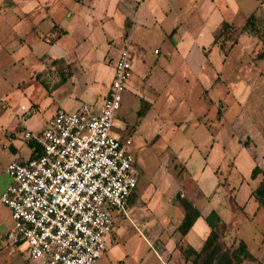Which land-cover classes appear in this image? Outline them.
Returning <instances> with one entry per match:
<instances>
[{
  "label": "rangeland",
  "instance_id": "obj_1",
  "mask_svg": "<svg viewBox=\"0 0 264 264\" xmlns=\"http://www.w3.org/2000/svg\"><path fill=\"white\" fill-rule=\"evenodd\" d=\"M34 1L49 7L44 11L33 7L31 0H0V12L15 3L18 13V19L10 16L0 25V105H5L0 109V264H40L27 257L24 245L11 250L1 238L12 224L1 202L10 182L5 168L14 157L27 155L24 147L16 155L4 148L3 132L26 119L35 132L58 107L72 112L87 104L96 112L114 76L122 33L134 27L138 3H147L161 22L138 34L148 49L139 51L144 59L135 64L110 131L132 141L136 186L126 214L111 211L106 250L93 264H237L228 249L239 239L247 246L239 264H264V208L249 196L261 178L258 174L252 179L251 169L257 165L264 171V31L253 36L240 30L251 12L264 30V3L235 0L240 6L232 20L238 42L225 56L216 45L209 52L212 67L224 75L225 87L218 82L199 99L191 83L186 86L174 78L168 86L172 97L167 99L148 87V80L157 83L162 78L155 71L159 63L155 59L162 56L153 54L152 48L161 45L164 29L185 19L190 2L180 0L178 9L165 0ZM228 10L234 12V2ZM192 26L186 21L177 32H193ZM58 52L72 64L61 67V62H52ZM38 60L46 62L41 72ZM60 67L72 76L61 87H52L60 79ZM188 87L192 90L184 98ZM219 98L224 99L220 104ZM190 187L193 197L186 195L185 188ZM178 196L200 212L184 236L176 228L184 213ZM211 209L224 224L208 247L204 217ZM185 246L191 247L188 257L182 251Z\"/></svg>",
  "mask_w": 264,
  "mask_h": 264
},
{
  "label": "built area",
  "instance_id": "obj_2",
  "mask_svg": "<svg viewBox=\"0 0 264 264\" xmlns=\"http://www.w3.org/2000/svg\"><path fill=\"white\" fill-rule=\"evenodd\" d=\"M130 71L127 40L96 112L87 104L72 112L56 108L41 131L24 133L39 154L6 165L10 183L1 202L12 220L6 241L13 249L24 245L29 259L93 264L106 250L111 211L126 214L136 186L135 155L129 138L110 131Z\"/></svg>",
  "mask_w": 264,
  "mask_h": 264
},
{
  "label": "crops",
  "instance_id": "obj_3",
  "mask_svg": "<svg viewBox=\"0 0 264 264\" xmlns=\"http://www.w3.org/2000/svg\"><path fill=\"white\" fill-rule=\"evenodd\" d=\"M73 1L79 2V0H73ZM165 1L167 2L168 5H177L178 9L181 7V4H179L180 0H165ZM182 1H186L188 3L190 2L189 3L191 4L190 10L189 12H186L185 19H182L181 21H179L177 25L172 26L170 29L169 28L164 29L163 32L160 33L159 37L163 44L161 43V45L154 46L152 48V53L162 56V58L160 57L158 59L157 58L155 59V63L159 62L156 65V70H155L157 71L156 74L159 77L161 76L162 78L161 80L157 78L156 79L157 83H153L148 80L149 82L148 87L151 90H154L157 95H160V94L165 95V97H167L168 99L172 97V90L170 91L168 86L170 85L171 87V83L173 79L175 78V80L177 81L178 80L181 82L182 80L185 81L186 86H189V84L191 83L190 85H193V88L197 89L196 96L200 99L204 97L205 94H207L214 86H216L218 82H223V83L225 82L224 75L222 74V72L217 71L216 69L212 67L211 65L212 63L210 59L208 58L209 57L208 55H209V52L214 47V44L212 43V41H213L214 35L218 32L221 24L223 22H229L233 24L232 20L236 18V15L239 13L240 6L236 3L235 0H182ZM31 2L34 5L33 7L39 6L40 8H43L44 11L48 9L49 7V5H46V2H43L44 5H40V1L31 0ZM148 2L150 3L151 0H148ZM232 2H234V5H235L234 12L228 10ZM259 3L263 4L264 1L259 0ZM26 4L28 7H30V1L27 2ZM14 7H15V3H11L8 9L0 12V25L1 23L7 22V20H9L8 17L10 16L18 19L17 11L13 10ZM164 13L167 16V12L164 11ZM132 20L134 23V27L132 28V30H129L130 29L129 28L127 30L126 35L124 34L126 30L122 33V36H123L122 48L124 47L125 42L128 40L130 57H131V71L125 83V88H127V82L128 84L132 83V78H133L132 73H133V69L135 67L137 60L140 59L143 61L144 59L143 54H141V52L139 51H143V53L144 52L146 53L148 49V44L143 41L145 39L139 40L138 34H140L141 30L147 29L151 25L154 26L156 23L159 22L156 16L150 10V7L148 6L147 3H144V4L141 3L140 5L139 3L137 4ZM186 21L188 23H190L191 21L192 25H194L192 26L193 32L185 31L182 34H179L177 32L179 29V26H181L182 23L183 24L186 23ZM56 23L57 22H54L53 24L54 27L55 25H57ZM196 23H197V26H196ZM62 31L67 32L66 29H63ZM27 47L30 48L29 46ZM119 52L117 53L116 57L118 56ZM57 55H58L57 57L52 58V61L56 59L57 61L61 62L60 64L61 67L62 66L68 67V65L72 64L71 63L72 60H69V59L67 60L65 56L61 55V52H58ZM38 61L42 62L39 68V71L41 72L42 70L45 69L46 62L41 61V60H38ZM61 67L58 70L59 72L63 71ZM68 71H69V76L66 77L65 80L61 83L59 79L58 83H56L52 87L54 86L61 87L63 84H65L68 78L72 76L69 69ZM148 75L149 74L146 75V78L148 77ZM218 75L220 79H217ZM223 85L224 87L226 86L225 83ZM191 90H192L191 87H188L186 89V91L184 92V98L187 97V94ZM223 100H224L223 98H219L218 103L219 104L222 103ZM0 101H2L1 98H0ZM21 107L23 106L22 105L20 106L21 110H25L24 107L23 108ZM4 108H5V105L1 103L0 109L4 110ZM27 121L28 119L22 120L19 124L16 123L14 126H12L9 132H7V130L3 132V137L7 140L6 143L2 144L4 148H6L10 152L15 153V155L17 153L20 154V151L23 147L27 151L26 156H21V158L17 156V157H14L10 161H13V160L21 161V162L26 161L28 158H30L32 153L34 152L36 153L38 151L37 143L33 139H29L24 136V133L26 131L32 132V130H30V128L26 126ZM46 122H47V119L45 120L41 128H39L35 132L33 131L32 133L41 131L44 128ZM175 123L178 124L179 122H175ZM182 123L178 125H181ZM175 129H180V128L177 127ZM131 147L133 149L132 141H131ZM187 183L189 184V182ZM196 185L199 188V184H196ZM185 190H186V195L188 197H193L194 191L192 187H190V189L185 188ZM9 215H10V212H9ZM207 229H208L207 230V233H208L209 231L208 226H207ZM6 231L2 234L1 238L4 237L6 246H7L8 244H7L6 236H5ZM11 250H15V249L11 248Z\"/></svg>",
  "mask_w": 264,
  "mask_h": 264
},
{
  "label": "trees",
  "instance_id": "obj_4",
  "mask_svg": "<svg viewBox=\"0 0 264 264\" xmlns=\"http://www.w3.org/2000/svg\"><path fill=\"white\" fill-rule=\"evenodd\" d=\"M264 1V0H263ZM240 30H246L249 34L253 36H258L262 33L263 27L259 25V18L255 14V12L250 13L244 20V23L241 25ZM237 29L233 26L232 23L223 22L218 30V32L214 35L212 43L216 45L220 50L223 51L224 56L228 53L230 48L237 43ZM127 34V31L124 32ZM57 61L56 59L52 62ZM69 76V71L60 72V83L65 80L66 77ZM39 154V151L36 153H32L30 158L35 157ZM258 174H261V178L258 184L251 190L249 196L253 198L257 202V206H261L264 208V171L257 165H255L251 169L250 177L255 179ZM178 201L184 208L183 216L176 227L181 235H185L195 220L200 216L199 210L190 202L188 199L178 196ZM204 221L207 224L209 231L204 240V245L211 247L214 245L215 240L219 237L218 229L220 225H223L221 217L217 214L214 209H211L209 213L204 217ZM190 246H185L182 248L183 253H185V257H188V253L190 252ZM215 249V248H214ZM230 256L237 263H241L244 255L247 252V246L244 240L239 239L237 245L228 249ZM217 254V253H216Z\"/></svg>",
  "mask_w": 264,
  "mask_h": 264
}]
</instances>
